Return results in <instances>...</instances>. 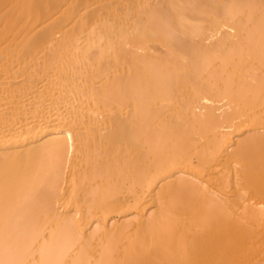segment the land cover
Returning a JSON list of instances; mask_svg holds the SVG:
<instances>
[{"label": "bare ground", "instance_id": "6f19581e", "mask_svg": "<svg viewBox=\"0 0 264 264\" xmlns=\"http://www.w3.org/2000/svg\"><path fill=\"white\" fill-rule=\"evenodd\" d=\"M0 264H264V0H0Z\"/></svg>", "mask_w": 264, "mask_h": 264}]
</instances>
